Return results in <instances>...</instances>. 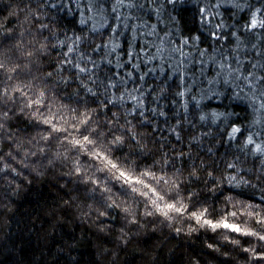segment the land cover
<instances>
[{
    "label": "clouds",
    "instance_id": "1",
    "mask_svg": "<svg viewBox=\"0 0 264 264\" xmlns=\"http://www.w3.org/2000/svg\"><path fill=\"white\" fill-rule=\"evenodd\" d=\"M2 3L7 7L0 11V64L4 66L0 72V230L7 231L5 225L11 222L25 198L37 189L50 188L52 195L40 200L28 226V231L36 234L47 249L39 253V264H45L46 258L50 264H85L75 242L54 239L62 233L64 225L74 228L77 222L96 233L92 243L96 249L94 259L87 264H127L128 249L143 243L149 233H159L165 241L183 238L181 244L173 245L169 251L189 248L184 264H220L221 260L230 264H264V259L255 258L257 252H264V240L211 228L190 215L191 210L207 209L208 218L227 216L264 235V207H256L258 196H248L245 188L227 182L230 170L221 161L231 160L233 155L226 159L224 156L227 144L222 133L227 131L226 124L202 123L198 116L189 114L188 122L195 120L194 135L180 138V144L158 141L153 131L140 121L128 123L131 118L126 119L123 110L105 111L103 103L94 102L84 92L73 94L78 85L61 82L55 65L62 57L54 51L55 39L49 37L63 29L44 21L48 13L40 10L43 4L33 6V0H2ZM41 24L48 26L47 34L42 32ZM82 35L85 46L90 47L92 41L87 32ZM5 37L10 39L5 41ZM18 83L26 95L14 93ZM147 89L154 90L153 95L168 90L160 78L150 81ZM38 99L42 102L34 103ZM230 99L231 94L225 92L224 96L207 98L203 105L211 108L222 105L226 111L239 114L241 109L227 103ZM83 114L91 117L87 125L76 118ZM51 115L55 116L54 123L64 126L63 131L44 123ZM232 120L245 121L240 115ZM130 129L137 132L135 139ZM84 136L90 137L92 143L79 147L71 143L74 137ZM118 136L123 139L114 142ZM182 145L187 147L181 150ZM97 148L117 168L108 166L104 159L94 158L91 153ZM235 155L241 157L237 162L256 185L255 177H264V157L253 161L247 154ZM77 167L81 169L79 173ZM119 169L133 175L153 172L156 178L147 175L142 178L162 198L144 185L126 182ZM162 175L167 181L157 179ZM134 187L141 191H133ZM154 199L161 205L174 202L177 207H187L183 213L173 209L165 215L153 204ZM248 201L255 202L254 216L239 211L242 205L247 207ZM233 210L237 213L234 217L230 214ZM80 238L83 239V231ZM197 241L199 249L193 251ZM16 249L0 254V264H35L30 253L26 256L23 248L16 246ZM151 251L138 258L141 264H158Z\"/></svg>",
    "mask_w": 264,
    "mask_h": 264
},
{
    "label": "snow or ice",
    "instance_id": "2",
    "mask_svg": "<svg viewBox=\"0 0 264 264\" xmlns=\"http://www.w3.org/2000/svg\"><path fill=\"white\" fill-rule=\"evenodd\" d=\"M51 7L55 8L56 4ZM66 7L73 10L71 14L82 27L71 36L65 33L63 39L55 33L52 36L55 48L62 50V59L55 65L56 72L65 85H78L73 94L84 92L94 102L103 103L105 111L123 110L125 118H131L128 123L147 124L151 120L157 126L159 117L167 119L169 115L167 104L161 106L160 101L171 97V103L178 106L177 115L188 114L196 106L202 123L226 124L225 137L235 142L241 156L264 157V0H68ZM189 14L194 15L193 23L197 25L193 29L182 23L183 15ZM40 27L47 29L48 26L41 24ZM85 32L92 41L90 47L85 46L82 35ZM3 71L4 66L0 64V72ZM150 76L162 79L168 90L153 95L154 90L147 89ZM3 91L7 93V89ZM13 91L26 95L19 83ZM225 92L234 99L246 101L248 119L243 123L232 120L238 113L203 105L207 98L224 96ZM41 102L38 99L34 103ZM76 118L84 125L91 120L87 114ZM54 120L55 116L51 115L44 123L53 130L63 131L64 126ZM186 122L189 123L177 119L166 126V130L180 139L181 125ZM129 131L135 139L137 132ZM122 139L118 136L114 142ZM71 143L79 147L92 141L84 136L83 139L74 137ZM91 155L117 168L99 148ZM240 158L234 153L233 159L224 161L225 168L230 170L227 182L234 187L254 189L259 198L256 207H264V184L261 183L264 177L256 176L257 184L253 185L237 162ZM76 171L79 173L81 169L77 167ZM119 175L129 184L144 185L162 198L157 189L142 178L143 175L156 178L153 172L133 175L119 169ZM157 179L167 181L163 175ZM132 190L141 191L135 187ZM152 202L165 215L173 209L183 213L187 207H177L174 202L161 205L156 199ZM246 203L247 207L242 205L239 211L254 216L255 202ZM230 214L234 217L237 213L233 210ZM190 215L196 222L211 228L228 229L264 240V235L227 216L208 218L207 209L191 210ZM255 258L264 259V252H257Z\"/></svg>",
    "mask_w": 264,
    "mask_h": 264
},
{
    "label": "trees",
    "instance_id": "3",
    "mask_svg": "<svg viewBox=\"0 0 264 264\" xmlns=\"http://www.w3.org/2000/svg\"><path fill=\"white\" fill-rule=\"evenodd\" d=\"M67 3L68 0H33V6L43 4V8L40 10L48 13V15L43 18L44 21L50 22V24L55 23L59 28L63 29V31L58 33V36L61 39L64 38L65 33L71 36L73 31H79L82 27L78 22H76L77 17L71 14L73 10H70L66 7ZM52 4H56V7H51ZM6 7L7 5L3 4L2 0H0V11H2ZM193 19L194 15L192 14L183 15L182 23L186 26V28L193 29L197 26L195 23H193ZM37 22H40V18H37ZM42 32L44 34H47L48 29H43ZM8 39H10V37H5V41H7ZM49 39L54 40L55 38L49 37ZM208 42V38L207 36H205L204 43L207 44ZM54 51L59 52L61 56L62 50L55 48ZM155 80L156 78L152 76L149 77V81ZM227 103L230 105H235L237 108L241 109L239 115L243 117L244 120L248 119L247 112L245 111L246 101L242 99L232 98L230 100H227ZM148 104L149 106H151V98L148 99ZM165 104H167V111L169 113L167 119H165L164 117H159L158 126L152 123L151 120L147 124H144V126L148 127L150 130L153 131V135L157 137L158 141L166 140L168 142H175L177 144H180L181 139H176L175 137H173L166 130V126L174 124L177 119H180L182 121H188L187 117L189 116V114H191L192 116H198L199 108L193 106L190 113H180L179 115H177L178 106L176 104L171 103V97L163 99L162 102L160 101L161 106H164ZM205 107L211 108L208 106ZM217 108L221 111L225 110L222 105H218ZM194 123L195 120H193L192 123L186 122L181 125V138L188 139L191 135L195 134L196 130L193 127ZM201 126L203 127V124ZM222 134L225 135V133ZM165 137L167 139H165ZM226 144L227 150L224 152L225 159L229 155H233L234 153L239 152L235 148L234 142H230L226 139ZM166 146H170V144H166ZM193 146H196L195 142ZM186 147L187 145H182L181 150ZM249 158L253 161L257 160L256 158ZM221 163H224V161H221ZM244 192L248 196H258L256 191L254 189H251L250 187L244 189ZM51 195L52 189L50 188H45L42 190L37 189L23 200L19 211L11 218V222L5 225L7 231L5 232L3 230H0V254L15 252L17 250L16 246H19L20 248H23L25 250L26 256L30 253L35 264H39V253L46 252L47 249L44 248L43 245L39 242L38 236L36 234L28 231V226L35 217V210L38 204L40 203V200L42 198L47 199ZM33 197H36V199H33ZM82 231L83 239L80 238V234ZM143 235L144 234L141 233V236ZM5 236H7L6 241L4 240ZM54 239L57 241L68 240L70 243L75 242L80 249L81 257L82 259H84L85 264H87L88 261L94 259L96 249L92 247V243L96 240V233L84 228L78 222L75 223L74 228H69L68 225H64L62 233L57 234ZM106 239H108L109 243L112 242L111 238ZM182 239L183 238H181V240L170 239L168 241H165L163 235H160L159 233H149V236L144 239L143 243L134 244L130 249H128V256L126 258L127 264H141L138 258L143 257L145 251L148 250H152L150 254L155 255L157 257L158 264H165V261H167V264H184V260L186 259L187 253L189 252V248L177 247L176 250H172L171 252L169 251L170 249H172L173 245L178 246L179 244H181ZM157 246L160 247L157 248ZM137 249H143L144 251H137ZM197 249H199V241H197V243L192 246L193 251ZM45 264H50L47 258ZM220 264H230V262L221 260Z\"/></svg>",
    "mask_w": 264,
    "mask_h": 264
}]
</instances>
